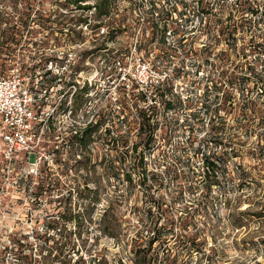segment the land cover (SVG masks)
I'll return each instance as SVG.
<instances>
[{"label":"rangeland","instance_id":"rangeland-1","mask_svg":"<svg viewBox=\"0 0 264 264\" xmlns=\"http://www.w3.org/2000/svg\"><path fill=\"white\" fill-rule=\"evenodd\" d=\"M94 2L83 0L80 3ZM203 2L205 7L211 6L203 14L204 19L194 17L186 28L189 32L187 37L180 40V44L176 39L173 45H169L157 38L158 31L156 37L151 35L155 31L150 32L151 20L142 26L137 24L127 0H112L108 12L100 15L97 4L94 7H75L68 0H0V72L8 73L11 67H16L27 81L29 66L34 62L36 38L47 40L48 36L55 37L65 54V72L78 84L77 87H81L79 94L86 99L83 107L75 109L73 113L66 108L54 109L55 105L51 103L53 98L49 100L42 96L46 101L44 104H40L41 100L38 99L33 102L34 108L40 109L42 123L41 130L32 139L29 152H16L7 161L0 142V264L2 261L6 264H26L30 256L36 259L35 264H199L200 260L204 264V255L196 251L188 257L181 252L179 255L173 234H166L162 241L153 240L150 248H147L148 233L139 225L135 209L143 204L144 197L137 186L127 191L118 184L114 190L102 178L99 180L102 187L99 201L84 208L80 204L79 211L84 217L82 223L77 226L76 222L68 221L60 233H54L56 229H47L52 235L45 241L41 234L49 219L48 213L61 208L56 207V202L52 200L58 194L50 195L46 190L34 198L31 193L40 179L56 177L63 184L68 175H74L82 180L83 170L76 169L81 164V155L76 154L78 148L69 145L61 135L67 134L70 123L83 124L98 108H108V104L115 101L122 88L110 79L114 74L113 61L121 56L135 37L142 57L151 62L160 59V63L168 67L170 76L167 82L151 85L147 93L146 103L153 104L150 118L157 122L152 134L153 148L144 157L148 160V166L153 167V162L154 165L159 162L161 167L164 157L172 160L179 156L195 161L197 169L202 167V156L195 148L199 140L206 142L210 135H214L212 123L216 122V114L199 111L192 115L189 112L202 110L201 97L205 87L210 88L212 84L210 78L225 79L229 71L236 70L235 65L241 60L257 56V52H252L253 48L248 45L252 32L240 29V21L243 20L234 13V0ZM263 3L264 0H259L258 11L248 13L247 17H260ZM175 4L178 10L180 4ZM163 5L167 7L168 4ZM228 12L234 14L229 16ZM83 17L85 22L79 20ZM183 18L180 17V22ZM220 21H223V28L225 24L228 25L223 34ZM255 22L252 27L259 30L262 23L259 25ZM201 25L207 32L199 33ZM100 26H103L102 31ZM170 26L175 28V24ZM137 27L140 29L136 32ZM192 29L194 34H191ZM257 67L260 68V65ZM221 69H224L223 74ZM58 87L60 84L54 85L52 90ZM68 88L72 91L74 87L65 85L63 91ZM159 89L168 90L165 95L170 100L169 107H165L159 97L155 101L150 94ZM243 89L244 92L239 89L234 91V102L240 104L247 93L254 97L258 91L252 79ZM125 91L130 92V89ZM70 100L69 92L67 102ZM114 107L117 108V105ZM246 111L244 118L236 117L235 109L227 113L223 110L218 112L227 127L225 134L228 133L236 142L233 143L235 148H227L228 153L223 155L227 159V176L232 177L235 184L230 188L231 198H227L228 201L210 208L209 222L203 228L206 253L210 255L209 262L205 264H264V216L258 215L264 210V152L260 154L256 143L259 136L264 135V127L254 125L249 109ZM202 117L204 122L201 121ZM50 119L55 127L52 138L48 139L44 133L50 131L46 127ZM107 122L114 125L116 119ZM123 123L122 128L129 126L126 134L128 143L143 140L144 130H137V123L132 118H126ZM192 141H195L193 146ZM101 142L99 135L90 138V187H95V175L91 169L98 159L96 151L113 153L110 144ZM51 146L53 151H49ZM222 150V147H218L217 152L221 153ZM28 178L31 182L26 188ZM196 178L201 179L200 176ZM109 182L114 181L110 179ZM58 190L54 189L53 192ZM105 195L110 200V206L101 218L107 202ZM193 197L194 194H184L187 203H191ZM222 197L220 189L212 186L208 199L215 201ZM89 214L91 218H88ZM19 246L24 247V262L18 261L13 253ZM49 246L52 249L50 252L47 251ZM41 248L44 249L41 251ZM173 251L179 256L169 263ZM149 257L150 262L147 261Z\"/></svg>","mask_w":264,"mask_h":264},{"label":"trees","instance_id":"trees-1","mask_svg":"<svg viewBox=\"0 0 264 264\" xmlns=\"http://www.w3.org/2000/svg\"><path fill=\"white\" fill-rule=\"evenodd\" d=\"M68 1L74 4L75 7H90L91 5L94 7L97 4L99 8L97 13L100 15L108 12V6L112 0H95L92 4L80 3L83 0ZM185 4L191 6L188 8H192L193 14H205L211 8V6L205 7L203 0H188ZM234 6V13L236 12V16L241 17V20H243L240 21V29L244 30L245 28L246 32L248 30L252 32L250 36L251 43L248 45L253 48L252 52H257V56H253L252 59L245 58L241 60V63L235 65L236 70L229 71L225 79L210 78V83H212L210 88L205 87L202 93V110L189 112L192 115L197 114L196 112L199 111L205 114L208 112L216 114V122L212 123L214 135H210L206 142L199 140L195 148L196 152L202 156V167L197 169L195 161H192L189 157L180 158L179 156L172 160L164 157V163H161L163 167H160L159 162L157 165H154L153 162V167H149L148 160L144 157L146 152L149 153L153 148L154 139H152V134L157 123L150 116L153 104L146 103L147 96L140 91L130 90L129 92L122 88L115 97V101L110 104L111 107L108 104V108H98L92 113L91 118L83 121V124L70 123L66 131L67 134L61 135L69 145L78 148L76 154L81 155V164L76 169L83 170L82 180L74 175H68L66 181H63V184L67 182L63 188V184L56 177L40 179L31 191L34 198L41 195L43 191L45 193L46 190L50 195L58 194L52 200L56 202V207L61 208L48 213L49 219L45 222V229L41 234L44 241L52 235L48 233L47 229H56L54 233H60V229H63L64 224L68 221L76 222L77 226L82 223L84 217L79 211L80 204L84 208L86 205H94L99 201V192L102 188H100L101 183L99 180L104 178L107 185H112L113 189L117 188L118 184H121L127 191L135 186L140 188L144 196L143 204L135 209L137 210L136 215L139 225L148 233L147 248H150L153 240L160 239L162 241L166 234H173L177 241L176 247H178L179 255L184 253L188 257L191 252L196 251L202 256L204 255V264L209 262L210 255L206 253V234L203 228L209 222L210 208L219 202L228 201L227 198H231L229 196L230 188L235 184L233 178L227 176V159L223 158V155L228 153L227 148H235L233 143L236 142L232 140L231 136H228V133L225 134L227 127L223 123L222 115H219L218 112L223 110L224 113H227L235 109L236 117L244 118L247 116L246 110L249 109L253 124L264 127V59L262 58L264 54V10L255 22L251 16L247 17L248 13L255 14L258 10V5L254 1L234 0ZM262 6H264V3ZM234 13L228 12V15L231 16ZM79 20L85 21V17ZM254 22L259 23V25L262 23L259 30L255 26V28L252 27ZM220 23L221 28L223 21H220ZM224 28L221 29L222 34L228 28V25L225 24ZM201 31L207 32L204 26H202ZM54 38L51 36H48L47 40L40 37L36 38L34 62L29 66V83L34 91V96L41 98V104L46 102L42 96L49 100L53 98L51 103L55 105L54 109L64 110L66 108L74 113L75 109L83 107L86 99L81 98V94H79L81 87H77L78 84L66 74L65 54L63 49L59 48L61 43ZM258 64L260 68L257 67ZM223 70L221 69L222 74ZM250 79H252L253 86L258 90H256L257 94L252 97L250 93H247L242 103L234 102V91L239 89L244 92L243 88ZM56 84H60V87L52 90ZM65 85H72L74 88L72 91H70V88L63 91ZM52 92L53 95H50ZM69 92L71 100L67 102ZM167 92L168 90L159 89L150 94L155 101L157 100L156 97H159L163 105L169 107L170 100L165 95ZM212 104H215V106L211 107ZM114 105H117V108ZM128 117L137 123V130H144L142 141L127 142L126 134L129 131V126H126V128L121 126L124 125L123 121ZM204 117L201 118L202 122H204ZM113 119H116L114 125H108L107 121L111 122ZM46 127L50 131L44 133V135L46 138L51 139L53 136L52 130L55 127L51 119L48 120ZM188 127L192 128L191 125H188ZM120 130H123V133H120ZM92 135H99L102 144L103 142L110 144L113 148L111 154L96 151L98 159L94 161L91 169L95 175L93 180L95 187H90L88 184V178L91 176L89 171L91 163L88 162L90 161V138ZM102 137H106V139ZM261 141L262 143H260ZM194 143L195 141H192L191 145L193 146ZM256 143L260 154H263L264 135L259 136ZM218 147L223 148L221 153H218ZM49 151H53L52 146ZM68 169L67 167L66 170L68 171ZM197 176H200L201 179L196 178ZM110 179L114 181L111 184ZM30 182L31 179L28 178L25 182L26 188L29 187ZM214 185L220 189V195L223 196V199L217 198L215 201L208 199ZM54 189L59 190L53 192ZM90 192H92L91 195ZM185 193L194 194L191 203L186 202ZM105 198L107 202L101 212V218L110 206L107 195H105ZM258 215L264 216V210L260 211ZM88 218H91L90 214ZM79 233L80 230L78 229L77 234ZM48 248L47 251L50 252L52 249L50 246ZM23 250L24 247L19 246L13 252L18 261H23L26 257L25 253L22 252ZM179 255L173 251L169 263L174 262V259L178 258ZM167 256L168 252L165 258ZM147 261L150 262V257ZM201 261H199V264H201ZM35 263L36 259L30 256L26 264ZM1 264L6 263L2 261ZM61 264H64V262ZM147 264L149 263L147 262Z\"/></svg>","mask_w":264,"mask_h":264},{"label":"built area","instance_id":"built-area-1","mask_svg":"<svg viewBox=\"0 0 264 264\" xmlns=\"http://www.w3.org/2000/svg\"><path fill=\"white\" fill-rule=\"evenodd\" d=\"M127 1L135 13L137 24L142 26L151 20L150 32L155 30L151 35L156 37L158 31L157 38L169 45H173L176 39L179 41L177 44H180V40L187 37L189 32L186 31V28L191 24L194 17L204 19L203 14H193L192 8H188L191 6L185 4L188 0ZM252 1L258 5L259 0ZM177 2L180 4L178 10L175 8ZM163 4L168 5L166 7ZM171 4L172 8L169 9ZM174 12L176 13L174 14ZM182 16L184 18L180 22ZM256 16H251L253 21L258 20V16ZM170 24H175V28H172ZM201 28L199 33H204ZM138 29L140 27H137L136 32L139 31ZM102 30L103 26H100V31ZM139 51V43L135 37L128 48L121 52V56L113 61L114 74L110 76V79L118 83L120 88L124 90L127 88L135 89V91H140L147 96L151 85L158 86L167 82L170 76L168 75V67L166 64L163 66L160 59L157 58L151 62L144 59ZM36 99L41 100L34 96L29 79L25 81L16 67H11L8 73L0 72V142L3 145L2 152L8 159L7 161L11 160L16 152H29L30 145L33 143L32 139L41 130L40 109L38 110L37 107L34 108L33 106ZM40 104L37 103L36 106L39 107Z\"/></svg>","mask_w":264,"mask_h":264}]
</instances>
